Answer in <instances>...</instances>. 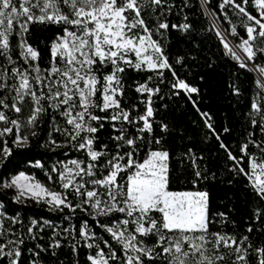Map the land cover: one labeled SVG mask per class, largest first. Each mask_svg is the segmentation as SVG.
Instances as JSON below:
<instances>
[{
	"label": "trees",
	"instance_id": "trees-1",
	"mask_svg": "<svg viewBox=\"0 0 264 264\" xmlns=\"http://www.w3.org/2000/svg\"><path fill=\"white\" fill-rule=\"evenodd\" d=\"M207 1L228 36L236 43L248 38L246 28L251 26V22L239 14L233 5L224 4V0ZM235 2L242 3V0ZM16 6L19 7V0H16ZM61 8L62 11L69 12L67 6L61 4ZM246 8L252 15L259 16L253 0H249ZM225 14L228 19H225ZM141 15L152 30V38L162 47L172 70L180 79L197 88L198 92L186 93L180 90L179 94H176L177 90L171 87L174 79L172 70H160L163 72L161 76L157 71L148 70L146 66L137 70L121 65L125 69L119 74L124 95L118 96L117 99L120 100L122 108L132 110L133 118L144 113L145 101L149 95L146 92H138L137 87L147 83L149 88H159V92L151 97L154 109V116L150 118L151 132L138 131V128L143 127L142 121L135 125L123 123L128 134L143 137L137 140L134 159L143 162L150 151L168 152L169 191L207 192L208 216L211 221L208 232L226 233L235 236L238 241L247 236L248 240L243 245L247 248L246 264H259L260 257L255 249L264 248V199L256 194L249 179L234 168L235 162L229 159V151L239 159L244 155L240 149L247 143L248 153L255 156L258 163L264 159V131L261 130L264 125V89L259 87L254 73L247 67H241L239 60L223 47L224 42L206 16L201 0H162L160 6L143 0ZM159 23H167L169 27L157 31ZM184 24L190 27L187 30L180 27ZM173 25L177 27H172ZM64 27L63 24L48 22H33L28 25L24 36L27 43L39 53L38 60L33 64H38L41 69L49 68L53 59L51 45L57 41L58 36L64 34ZM69 27L70 30H75ZM233 27L236 29L235 33L232 32ZM19 32L20 29L15 24L9 37L10 55L16 61V66L27 68L28 63L20 56ZM252 45L257 53L253 59L254 64L257 68L264 66V52L260 51L264 49V38L257 36ZM132 58L135 60L134 54ZM56 63L60 64L59 57L56 58ZM12 67L5 57L0 56V70L7 68L11 76ZM111 70V66H107L100 69V72L107 74ZM14 82L16 81L13 79L7 80L9 85ZM14 95V92L7 89L0 90V97H8L6 102L9 104ZM96 99L100 101L99 93ZM43 103L46 111L39 115L34 125L28 124L32 108L28 98L25 99L21 113L4 109L9 119L21 123L18 133L15 126L0 122V128L13 127V133L0 137V219L3 220L0 244H7L8 240H23L19 245L21 256L18 264H92L88 257H95L98 248H88L87 244L99 245V248L107 253L108 248L104 241H108L121 258L110 261V264H123L124 253L121 245L100 225L112 226L116 221L126 218L124 214L115 212L108 216H95L96 210L89 206H85L88 211L81 208L72 211L64 206L55 208L45 200L32 197H20L17 200L16 189L6 186L13 176L23 172L51 190L66 193L73 205L80 203L82 199L75 197L71 189L62 188L58 173L54 172L53 168L62 170V164L72 159L87 163L90 157L86 150H78L75 146L81 142L79 138L70 141L65 135L63 130L71 131L72 126L68 125L66 118L61 115L63 109H54L47 102ZM253 103L258 104L261 109L259 113L252 108ZM202 113L207 115H201ZM93 114L106 117L112 114V110H94ZM253 120L256 121L255 124ZM121 123L110 120L92 122V126L98 129L94 134V149L101 150L102 146L107 145V155L94 162L97 165L96 178L107 175L104 165L117 151L121 154L131 151L127 146L118 149L119 142L113 139L120 134L114 130L113 124L119 128ZM207 123L212 125L214 131L206 126ZM162 125H167V130H162ZM17 135L26 136L27 142L15 144ZM157 140L160 141L159 144L156 143ZM52 141L56 143L53 144ZM221 144L225 145L227 150L221 147ZM257 144L260 147H256ZM5 146L11 149V155L6 159L2 153ZM38 164L42 166H37ZM68 166L73 167L70 164ZM134 170L122 173L118 182L126 186L127 176ZM197 171L201 173L200 178L196 177ZM88 179L90 178L84 177L85 181ZM153 215L159 219L158 213ZM85 221L90 231L95 233L88 240L80 234ZM132 227L130 224L129 230ZM248 228L252 231H247ZM141 239L143 245L148 248L156 245L155 235L138 236V240ZM57 241L60 246L54 247ZM11 247H6L5 252ZM185 247L187 248V245ZM206 247L207 254L215 253L224 257L223 260L216 261V264H233L236 260L234 249L221 246L217 251L213 249L212 243H208ZM155 252H160L161 255L153 260L142 256L144 264H168L162 248L157 247ZM13 258L0 256V264H10ZM239 264L245 262L241 261Z\"/></svg>",
	"mask_w": 264,
	"mask_h": 264
},
{
	"label": "snow or ice",
	"instance_id": "snow-or-ice-1",
	"mask_svg": "<svg viewBox=\"0 0 264 264\" xmlns=\"http://www.w3.org/2000/svg\"><path fill=\"white\" fill-rule=\"evenodd\" d=\"M149 3L160 6L162 0H149ZM248 3L249 0H242V3L224 0V4L233 5L239 14L244 15L251 22V26L246 28L248 38L242 39L236 47L243 50L246 60H253L257 53L253 49L252 42L257 36L264 38V0H253L258 10V17L247 11ZM61 4L67 6L69 12L62 11ZM34 9L38 10L39 15H36ZM142 9L143 0H19V7L16 6V0H0V56L5 57L8 63L13 65L11 76L7 68L0 70V90L7 89L15 93L10 104L6 102L8 97H0V122L15 126L18 133L21 123L18 120L9 119L4 109L21 113L25 99L28 98L32 104L28 124L34 125L39 115L46 111L43 102H47L54 109H63L61 115L66 118V123L72 126L71 131L63 130L65 135L70 141H76L79 138L81 142L75 146L78 150H86L90 157L87 163L72 159L62 164V170L53 168V171L58 173L62 188L71 189L75 197L82 198L76 205L68 200L66 193L51 192L39 182L30 183L32 178L23 172L13 177L11 183L6 186H15L20 190L17 200L21 196L29 195L33 198L46 199L47 203L55 208L64 206L72 211L76 208L88 211L85 206H89L96 210L95 216H108L115 212L124 214L126 218L116 221L112 226L100 225L113 240L121 245L124 253L123 264H144L142 256L153 260L161 255L160 252H155L157 247L162 248L168 264H216V261L223 260L222 255L207 254L208 243H212L213 249L217 251L221 246L234 249L236 260L233 264H239L241 261L246 264L247 248L243 245L248 240L247 236H243L238 241L235 236H229L226 233L210 234L208 232L211 221L208 216L207 192L169 191L166 163L168 152L150 151L143 162L134 159L133 153L136 150L137 140L143 137H133L128 134L123 123L135 125L142 121L143 127L138 128V131L151 132L150 118L154 116L151 97L159 92V88H149L147 83L137 87L138 92H146L149 95L145 101L144 113L133 118L132 110L122 108L120 100L117 99L118 96L124 95L119 74L125 69L121 65L131 66L137 70L146 66L148 70L157 71L161 76L163 72L160 70H172L159 42L152 38V30L148 28L141 15ZM225 19H228L226 14ZM14 22L20 29L18 46L21 49L20 56L26 63L37 61L39 58L38 51L27 43L24 36L30 23L48 22L65 25L64 34L58 36L57 41L51 45L53 59L49 68L41 69L38 64L32 63H28L27 68L16 66V61L10 55L9 41ZM69 26L75 30H70ZM168 27L167 23H159L157 31ZM180 27L187 30L190 25L184 24ZM235 31L233 27L232 32L235 33ZM217 34L224 42L223 47L241 61L240 66L247 67L245 60L233 47L229 46L226 37L220 33ZM260 51L264 52V49ZM57 56L60 58V64L56 63ZM107 66H111L112 70L107 74L101 73L100 69ZM258 71L264 76V66H259ZM172 76L174 79L171 87L177 90L176 94H179L180 90L186 93L198 92L197 88L180 79L174 70H172ZM8 79L16 82L9 85ZM97 93L100 94L99 102L96 99ZM252 108L257 113L261 111L256 103H253ZM94 110L101 112L112 110V114L101 117L94 115ZM101 120L122 122L119 128L113 124L114 130L120 133L113 139L119 142L118 149L127 146L131 151L123 154L117 151L104 165L107 175L96 178L97 165L94 162L107 155V145L102 146L101 150H95L93 147L94 134L98 129L92 126V122ZM255 123L256 121L253 120V124ZM206 126L214 131L210 123ZM101 127H103L102 124ZM162 130H167V125H162ZM261 130L264 131V125ZM11 133H13V127L0 128V137ZM26 142L27 137L21 135H17L14 141L17 145ZM159 142V140L156 141L157 144ZM52 143L56 142L52 141ZM255 146L260 147L258 144ZM221 147L227 150L225 145L221 144ZM240 151L249 157L251 174L245 171L243 166H239L244 155L238 159L229 151V159L235 162L234 168L249 179L256 194L264 199V159L257 163L256 157L248 153L247 143L242 145ZM2 153L6 159L11 155V149L5 146ZM69 164L73 167H69ZM131 169L135 170L127 176V185L120 184L118 177ZM200 176L201 173L197 171L196 177L200 178ZM84 177L90 179L85 181ZM153 213H158L159 219L155 218ZM220 215L223 216V214ZM130 224L133 226L131 230L128 228ZM247 231L250 232L252 229L248 228ZM2 234L3 220L0 219V235ZM80 234L85 240L95 235L90 231L86 221L81 226ZM149 235L157 237L153 248L144 246L142 239L138 240V236ZM22 243L23 240L18 239L8 240L7 244H0V256L14 257L10 260V264H18L21 256L19 245ZM104 244L108 248L107 253L99 248V245L87 244L88 248L94 246L98 248L95 257H88L92 264H110V261L121 259L108 241H104ZM8 246L12 247L5 252ZM53 246L59 247V242L57 241ZM255 251L260 257L259 264H264V248H258Z\"/></svg>",
	"mask_w": 264,
	"mask_h": 264
},
{
	"label": "rangeland",
	"instance_id": "rangeland-1",
	"mask_svg": "<svg viewBox=\"0 0 264 264\" xmlns=\"http://www.w3.org/2000/svg\"><path fill=\"white\" fill-rule=\"evenodd\" d=\"M35 13H36V15H39V12H38V10H33ZM15 22H14V27H13V29L15 28ZM217 30V29H216ZM218 31V30H217ZM218 33H220L219 31H218ZM221 34V33H220ZM222 35V34H221ZM230 37V36H229ZM231 38V37H230ZM241 43V42H240ZM240 43H236L237 45H239ZM230 46V45H229ZM231 47V46H230ZM242 52H243V50H242ZM244 53V52H243ZM238 54V53H237ZM239 55V54H238ZM244 55L246 56V54L244 53ZM57 57H59V56H57ZM251 62H252V64L256 67V65L254 64V62H253V60H250ZM34 62H36V61H28V63H34ZM239 62H241L240 60H239ZM257 68V67H256ZM258 69V68H257ZM264 77V76H263ZM258 85H259V87L260 88H262V89H264V86H262L263 84H262V82L260 81V79L258 78ZM25 144V143H24ZM167 163V162H166ZM258 163V162H257ZM240 166H243L244 167V169H245V171H247V172H249L250 174H251V170H250V167H249V157L248 156H246V157H244V159H243V161L241 162V164H240ZM17 175H19V174H17ZM17 175H15V176H17ZM26 176H28V177H30V178H32L29 182L30 183H35V182H39V181H37L34 177H32V176H29V175H27V174H25ZM15 176H13V177H15ZM12 177V178H13ZM12 178H11V180H12ZM11 180L8 182V184H10L11 183ZM40 183V182H39ZM41 184V183H40ZM43 185V184H42ZM44 186V185H43ZM15 189H16V191H17V194L19 195V192H20V190L17 188V187H15V186H13ZM44 187H46V186H44ZM47 188V187H46ZM49 191H51V192H57V191H54V190H51V189H49V188H47ZM182 192H194V191H182ZM57 193H59V192H57ZM21 197H31V196H29V195H24V196H21ZM33 198V197H32ZM35 199H39V200H45V201H47L46 199H40V198H35Z\"/></svg>",
	"mask_w": 264,
	"mask_h": 264
},
{
	"label": "bare ground",
	"instance_id": "bare-ground-1",
	"mask_svg": "<svg viewBox=\"0 0 264 264\" xmlns=\"http://www.w3.org/2000/svg\"><path fill=\"white\" fill-rule=\"evenodd\" d=\"M205 2V0H203ZM206 4V3H205ZM207 13L209 15V17L214 21L215 23V26L217 28V30L226 37V41L227 43L229 44H232L236 49L237 51L239 52V55L242 57V59L245 60V63L247 64V66H249L253 71L254 73L257 75V77L260 79V81L262 82V84L264 85V77L262 76V74L258 71V69L252 64V62L250 60H246V56L244 55V53L242 52V49H239L237 44H233L231 38L228 36V34L221 28V26L219 25V23L217 22L213 12L207 8Z\"/></svg>",
	"mask_w": 264,
	"mask_h": 264
},
{
	"label": "water",
	"instance_id": "water-1",
	"mask_svg": "<svg viewBox=\"0 0 264 264\" xmlns=\"http://www.w3.org/2000/svg\"><path fill=\"white\" fill-rule=\"evenodd\" d=\"M201 2H202V4H203V8H204V10H205V13H206V16L209 18V20L212 22V24L214 25V21L209 17V15H208V13H207V8H209L210 9V7H209V5H208V1H207V3L205 4V2L203 1V0H201ZM211 10V9H210ZM212 11V10H211ZM213 12V11H212ZM213 14H214V12H213ZM214 16H215V18H216V20H217V22L219 23V25L221 26V28L227 33V31L223 28V26L221 25V23L219 22V20L217 19V17H216V15L214 14ZM215 28H216V26H215ZM217 29V28H216ZM228 34V33H227ZM232 39V38H231ZM232 42H233V44H236V42L232 39ZM229 44V43H228ZM231 47H233L234 48V50L239 54V52L237 51V49L232 45V44H229ZM239 63H241V62H239ZM247 68L249 69V70H251V72H253L254 73V71L249 67V66H247ZM254 75L256 76V78H257V80H258V77H257V75L254 73Z\"/></svg>",
	"mask_w": 264,
	"mask_h": 264
}]
</instances>
